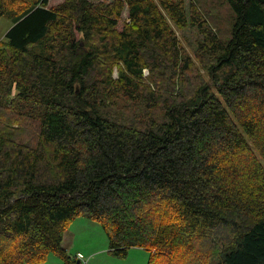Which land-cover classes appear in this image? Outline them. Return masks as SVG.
<instances>
[{
    "label": "trees",
    "instance_id": "trees-1",
    "mask_svg": "<svg viewBox=\"0 0 264 264\" xmlns=\"http://www.w3.org/2000/svg\"><path fill=\"white\" fill-rule=\"evenodd\" d=\"M224 1L227 38L184 0H0V264H75V216L116 256L264 264V0Z\"/></svg>",
    "mask_w": 264,
    "mask_h": 264
},
{
    "label": "rangeland",
    "instance_id": "rangeland-1",
    "mask_svg": "<svg viewBox=\"0 0 264 264\" xmlns=\"http://www.w3.org/2000/svg\"><path fill=\"white\" fill-rule=\"evenodd\" d=\"M57 1L52 0V3ZM190 2L196 4L202 17L214 27L220 37H229L235 15L227 2L224 0H184L187 12ZM10 25L11 19L7 16L0 17V39L4 37ZM173 29L186 53L194 58L197 42L201 38L199 31L191 25L181 29L173 26ZM62 245L75 264H148L150 259V251L140 247L128 248L123 256L112 254L101 224L95 219L83 216H75L69 221ZM78 253L81 257L76 258ZM36 264L64 263L56 253L49 252L42 261Z\"/></svg>",
    "mask_w": 264,
    "mask_h": 264
},
{
    "label": "built area",
    "instance_id": "built-area-1",
    "mask_svg": "<svg viewBox=\"0 0 264 264\" xmlns=\"http://www.w3.org/2000/svg\"><path fill=\"white\" fill-rule=\"evenodd\" d=\"M75 257H76V258H77V257L79 258V257H81V254L78 253Z\"/></svg>",
    "mask_w": 264,
    "mask_h": 264
},
{
    "label": "crops",
    "instance_id": "crops-1",
    "mask_svg": "<svg viewBox=\"0 0 264 264\" xmlns=\"http://www.w3.org/2000/svg\"><path fill=\"white\" fill-rule=\"evenodd\" d=\"M64 234H65V232H64ZM63 237H64V235H63ZM63 240V239H62ZM79 261V260H78Z\"/></svg>",
    "mask_w": 264,
    "mask_h": 264
},
{
    "label": "water",
    "instance_id": "water-1",
    "mask_svg": "<svg viewBox=\"0 0 264 264\" xmlns=\"http://www.w3.org/2000/svg\"><path fill=\"white\" fill-rule=\"evenodd\" d=\"M77 262H79V261H77Z\"/></svg>",
    "mask_w": 264,
    "mask_h": 264
}]
</instances>
